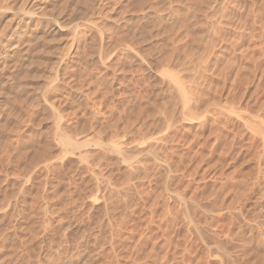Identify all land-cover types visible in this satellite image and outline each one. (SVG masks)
Here are the masks:
<instances>
[{"label":"rangeland","instance_id":"rangeland-1","mask_svg":"<svg viewBox=\"0 0 264 264\" xmlns=\"http://www.w3.org/2000/svg\"><path fill=\"white\" fill-rule=\"evenodd\" d=\"M45 8L0 120V264H248L264 221V0ZM60 13L82 18L43 32Z\"/></svg>","mask_w":264,"mask_h":264},{"label":"bare ground","instance_id":"bare-ground-1","mask_svg":"<svg viewBox=\"0 0 264 264\" xmlns=\"http://www.w3.org/2000/svg\"><path fill=\"white\" fill-rule=\"evenodd\" d=\"M69 1V0H68ZM49 2V0H0V18L2 17V15H7V13L9 14L10 12V16H9V19H8V22L6 24V27L3 26V33L6 34V37L5 38H2V42L1 43V46H0V120L3 119L4 115L6 114V112L8 111V114L6 115V118L7 116L9 115V112L11 110V105L9 107V104H11V102H13L14 100L12 99L14 96L16 97L17 96V93L18 91L21 89L22 87V76L25 75V73H23L24 75H21L22 74V71L28 69V67H26L25 69L23 67L27 66L25 63L30 59L27 60L28 56H26L28 53V51H24V50H21L19 51L18 49L19 48H22L21 46V43H22V39L24 37V35H26V32L28 30L31 29V27L33 26V23L34 22V16L33 15H38L41 11H43V9L45 8V5ZM62 5L64 6L63 2H61ZM67 4V3H66ZM65 4V5H66ZM69 4V3H68ZM88 6V4H87ZM65 7V6H64ZM54 8V7H53ZM69 8V7H68ZM86 8V6L84 7V9ZM46 9V8H45ZM24 10H26L27 13L24 14ZM50 10V9H49ZM55 10V9H54ZM86 10V9H85ZM23 11V14H21V12ZM47 11V10H46ZM65 11V9H64ZM63 11V12H64ZM55 11H53L54 13ZM42 13V12H41ZM48 13V12H47ZM52 13V14H53ZM95 15V14H94ZM93 15V16H94ZM40 16V14L38 15ZM45 18L48 19V17H46L47 15H43ZM42 16V18H44ZM53 16V15H51ZM8 17V15H7ZM41 17V16H40ZM50 17V16H49ZM53 17H56V16H53ZM16 18V19H15ZM39 18V17H38ZM51 18V17H50ZM82 16L80 13H73V14H70L69 16L65 14H59L57 18H55L56 20H49L47 21L46 19V24H47V27L46 26H41V27H46L44 29L43 32H45L46 34H52L54 35V33H58V32H62L64 29H69V26L71 24L74 23V21L77 23L78 20H81ZM2 19V18H1ZM40 19V18H39ZM38 19V20H39ZM1 21V20H0ZM36 21V20H35ZM60 22V25L58 24V22ZM90 21V19L88 20ZM93 21V20H91ZM39 22V21H38ZM41 22V20H40ZM40 22L38 23V25L40 24ZM94 22L95 19H94ZM44 23V22H42ZM41 23V25H42ZM88 23V22H87ZM36 24V23H35ZM34 24V25H35ZM45 24V25H46ZM80 26L82 24H79ZM84 25V24H83ZM74 26V25H73ZM39 27V28H41ZM78 27V26H77ZM33 28V27H32ZM36 28V27H34ZM74 28V27H73ZM79 28V27H78ZM1 29V30H2ZM38 29V27H37ZM36 29V31H38ZM86 29V28H85ZM9 30V31H8ZM42 30V29H41ZM95 30V29H94ZM73 31L75 32V29H73ZM33 32H35V30H33ZM40 32V30H39ZM69 32V31H68ZM2 33V34H3ZM71 33V32H70ZM80 33V32H79ZM78 33V34H79ZM96 33V32H95ZM1 34V36H3ZM41 34V35H40ZM43 33H38V32H35L34 36L35 38H37L38 40L41 39V36H42ZM59 34V33H58ZM30 35V34H29ZM45 35V34H44ZM49 35V36H50ZM27 36V35H26ZM67 36V35H66ZM77 36V35H76ZM31 37V36H30ZM43 38V37H42ZM50 38V37H49ZM56 38V37H55ZM36 39V40H37ZM54 39V38H53ZM67 39V38H66ZM47 40V39H46ZM1 41V40H0ZM44 42V41H43ZM49 42V41H48ZM54 42V41H53ZM38 43V42H37ZM40 43V42H39ZM45 43V42H44ZM56 43V42H55ZM44 45V44H43ZM29 46V44L27 45ZM39 46V45H38ZM36 47V46H35ZM49 47V46H48ZM39 48V47H38ZM23 49V48H22ZM24 49H27V48H24ZM29 49V47H28ZM36 49V48H35ZM104 49V48H103ZM30 50V49H29ZM33 50V49H32ZM31 50V51H32ZM37 53L39 52L38 50H36ZM35 53V51H34ZM43 53V52H42ZM104 53V52H103ZM36 56L40 55V54H34ZM97 55V54H96ZM35 56V58H36ZM40 58V57H39ZM38 58V59H39ZM103 58V57H102ZM32 59V58H31ZM30 59V60H31ZM37 58L36 59H33L34 61L35 60H38ZM58 59H60L58 57ZM100 59V58H99ZM105 59V58H104ZM102 59V60H104ZM6 61V62H5ZM39 62V61H38ZM37 62V63H38ZM41 62V61H40ZM33 63V62H32ZM40 64V63H39ZM51 64V63H50ZM59 64V63H58ZM4 65V66H2ZM30 66V65H29ZM37 66V65H36ZM50 66V69L52 68L53 69V66L49 65ZM23 68V69H22ZM41 68V67H40ZM49 70V69H48ZM42 71V70H41ZM46 71V70H45ZM25 72V71H24ZM28 72V71H27ZM49 72V71H48ZM32 72H30L31 74ZM44 73V71H43ZM64 72L62 71V74ZM38 75V74H37ZM30 76L29 74H27V77ZM41 77V75H38V77ZM26 77V76H24ZM45 77V76H44ZM58 77V76H57ZM61 77V76H60ZM33 78V77H31ZM28 77V79H31ZM37 78V77H36ZM43 78V76H42ZM26 79V78H25ZM47 78L45 77L43 80L39 81L33 88V90L30 92V90L28 91L30 94H31V98L30 100H33L32 102H30L29 100H26L27 102L29 101L30 103L34 104L36 101V99H39L40 96H43V94L41 95V93L45 92V91H42L44 90V85L47 84ZM53 79V78H52ZM34 80V78L32 79ZM54 80V79H53ZM26 81V80H25ZM31 82V81H30ZM27 83V82H26ZM33 84V83H32ZM178 84V83H177ZM34 85V84H33ZM48 85H49V81H48ZM61 85V84H60ZM23 88V87H22ZM27 89V88H26ZM47 90V89H46ZM8 91L9 93H11V95L13 96V93L16 94L10 98L12 99L13 101H11L9 103V96H8ZM25 91V90H24ZM47 92V91H46ZM23 93V92H22ZM28 94V93H27ZM25 94V96L27 95ZM28 94V98L30 97ZM45 95V93H44ZM59 95V94H58ZM56 96V95H55ZM24 97V96H23ZM27 97V96H26ZM25 97V98H26ZM46 97V95H45ZM42 98V97H40ZM47 98V97H46ZM43 99V98H42ZM52 99V98H51ZM55 99V98H54ZM63 100V99H62ZM169 100V99H168ZM26 101L24 103H26ZM41 101V100H40ZM172 101V100H171ZM34 102V103H33ZM38 103V102H37ZM40 103V102H39ZM43 105V100H42V103H40ZM55 104V103H54ZM37 105V104H36ZM34 105V106H36ZM39 105V104H38ZM33 106V105H32ZM41 107V105H39ZM56 108V107H54ZM52 110V109H51ZM50 110V111H51ZM58 110V109H57ZM26 111H24L25 113ZM43 112V111H42ZM35 113V112H34ZM41 113V112H40ZM41 115V114H40ZM49 115V114H48ZM39 117V115H38ZM55 117V116H54ZM5 118V117H4ZM5 118V119H6ZM41 118V117H40ZM4 120V119H3ZM42 120V119H40ZM39 119L37 120L40 121ZM2 121V120H1ZM36 121V120H35ZM3 122V121H2ZM37 122H34V128L37 130V127L39 125L36 124ZM41 123H43L42 121H40ZM64 122V121H63ZM246 123V122H245ZM255 123V122H254ZM253 123V124H254ZM68 124V123H67ZM2 123H0V127H1ZM55 126V124H53ZM61 125V124H60ZM41 126H43L41 124ZM53 126V127H54ZM249 126V125H248ZM40 127V125L38 126V128ZM68 126H66L65 128H67ZM255 127V126H254ZM33 128V127H32ZM256 128V127H255ZM1 129V128H0ZM40 129V128H39ZM253 129V128H252ZM33 131V130H32ZM35 131V130H34ZM33 131V132H34ZM41 131V130H39ZM38 131V132H39ZM66 131V130H65ZM261 131H263L261 129ZM36 132V131H35ZM37 133V132H36ZM36 133H32L34 135H36ZM38 134V133H37ZM263 134V133H262ZM38 136V135H37ZM36 136V138H37ZM41 136V135H39ZM59 136V135H58ZM61 136V135H60ZM63 136V135H62ZM67 136V134H66ZM34 139H35V136H33ZM70 137V136H69ZM255 137V136H254ZM40 138H38V141H39ZM261 139V137H260ZM37 140V139H35ZM41 140V139H40ZM39 143V142H38ZM38 146V145H37ZM37 150V149H36ZM38 150H40L38 148ZM40 152V153H39ZM38 155L35 154V157L37 156L39 158V155L42 153L41 151H37L36 152ZM41 157V156H40ZM35 160V163L37 162V164L39 165L42 161L41 159L39 158V162ZM34 162V161H33ZM32 162V163H33ZM34 163V164H35ZM37 164H35L37 167ZM33 165V164H32ZM263 166V165H262ZM38 168V167H37ZM33 169V168H32ZM17 170H15L16 172ZM15 175V173H14ZM13 175V177H14ZM2 179V178H1ZM7 179L6 177H4V180ZM3 180V179H2ZM1 180V181H2ZM8 180V179H7ZM11 181V179H9ZM253 180V179H252ZM3 183L4 182H7L6 180L5 181H2ZM14 183V182H13ZM7 185V184H6ZM14 187V184H12ZM9 187V185H7ZM10 189H12L10 187ZM16 189L14 188V191ZM11 191V190H9ZM261 191V190H260ZM13 191H11L12 193ZM9 193V192H8ZM10 193V194H11ZM14 194V192H13ZM9 195V194H7ZM8 198V196H7ZM259 198V197H258ZM239 208V207H238ZM256 215V214H255ZM254 215V216H255ZM258 216H261L260 214L259 215H256V218H258ZM263 216V215H262ZM261 216V217H262ZM236 218V217H235ZM254 218V217H253ZM255 218V219H256ZM253 221V220H252ZM257 221V220H256ZM258 222V221H257ZM255 223L254 224H251L250 227H249V231H250V240H249V244L250 247H251V250L250 251V256H249V260L248 261V264H264V221L263 222H260V223ZM239 227V226H238ZM225 236V235H224ZM224 241V240H223ZM222 243V242H221ZM220 243V244H221ZM224 249V248H223ZM226 249V248H225ZM245 253V252H244ZM237 255V254H236ZM234 256V255H233ZM238 257V256H237ZM236 259V258H235ZM237 261V260H236ZM232 263V262H231ZM247 264V263H246Z\"/></svg>","mask_w":264,"mask_h":264}]
</instances>
